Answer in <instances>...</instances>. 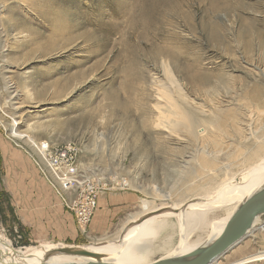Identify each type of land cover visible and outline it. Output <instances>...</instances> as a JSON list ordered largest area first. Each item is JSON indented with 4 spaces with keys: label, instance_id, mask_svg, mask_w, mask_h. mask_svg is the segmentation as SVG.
<instances>
[{
    "label": "rangeland",
    "instance_id": "obj_1",
    "mask_svg": "<svg viewBox=\"0 0 264 264\" xmlns=\"http://www.w3.org/2000/svg\"><path fill=\"white\" fill-rule=\"evenodd\" d=\"M162 95L196 134L166 127ZM43 141L75 143L80 172L101 188L84 232L32 159ZM259 142L264 0H0V231L15 248L118 242L134 217L197 203L204 241L242 200H220L221 184ZM263 226L261 215L258 254ZM179 237L176 224L163 230L150 262L168 261Z\"/></svg>",
    "mask_w": 264,
    "mask_h": 264
},
{
    "label": "bare ground",
    "instance_id": "obj_2",
    "mask_svg": "<svg viewBox=\"0 0 264 264\" xmlns=\"http://www.w3.org/2000/svg\"><path fill=\"white\" fill-rule=\"evenodd\" d=\"M162 100L158 108L161 119L167 125L166 127L173 126L172 129L176 130L180 126H185L191 132H197V122L190 113L165 95H162ZM224 114L222 119L212 123L219 130L226 124L225 118L228 113L224 112ZM234 164H237L235 166H238L239 170L230 176L232 179L229 178L221 184L220 200L237 202L242 199L239 205L235 206L237 209L251 196L264 192V142H259L251 149L241 150ZM201 206H203V203H197L195 207L186 210L181 215H172L173 213L170 211L154 214L157 210L151 211L150 215L154 214L152 216L145 214L143 218L134 217L132 219L134 221L133 225H128L126 228L124 227L125 229L123 228V235L118 242L94 243L79 247L51 241H42L38 246L33 245L25 247L24 249H17L13 246L10 239L4 238V235L0 231V264L80 263L97 259L117 264H149L151 263L150 257L161 249V247L156 248L154 241L163 230L173 224H176L179 228L180 237L177 246L167 251V256L171 257L167 259V262H182V256L187 252L175 257V249H178L179 253L189 248L192 250L204 249L221 234L231 217L215 221L212 225V235L204 241H201L202 234H200V231L202 229L198 230L197 233L199 234H193L198 229L197 222L199 220L201 221L203 217H206L204 209H201ZM149 210L147 209L146 211ZM166 218L168 220H163ZM258 219L259 217L255 223ZM202 222L205 223V226L211 225L208 222L206 223L205 219Z\"/></svg>",
    "mask_w": 264,
    "mask_h": 264
},
{
    "label": "built area",
    "instance_id": "obj_3",
    "mask_svg": "<svg viewBox=\"0 0 264 264\" xmlns=\"http://www.w3.org/2000/svg\"><path fill=\"white\" fill-rule=\"evenodd\" d=\"M38 159L33 161L49 187L70 211L81 232L87 230L99 209L101 188L80 172L75 143L54 147L48 141L33 143Z\"/></svg>",
    "mask_w": 264,
    "mask_h": 264
},
{
    "label": "water",
    "instance_id": "obj_4",
    "mask_svg": "<svg viewBox=\"0 0 264 264\" xmlns=\"http://www.w3.org/2000/svg\"><path fill=\"white\" fill-rule=\"evenodd\" d=\"M264 215V192L244 201L231 215L221 234L204 249H194L182 256V262H151L149 264H213L219 262L230 249L246 238L254 228L256 219ZM54 264H117L108 261L65 262Z\"/></svg>",
    "mask_w": 264,
    "mask_h": 264
},
{
    "label": "crops",
    "instance_id": "obj_5",
    "mask_svg": "<svg viewBox=\"0 0 264 264\" xmlns=\"http://www.w3.org/2000/svg\"><path fill=\"white\" fill-rule=\"evenodd\" d=\"M68 212L69 211H66V213ZM68 214L65 215L67 216ZM253 232L254 231H251L247 236L249 238H244L240 243L237 244L235 248L230 249L224 256H222V258L220 259L221 263L219 264H258L255 263V261L264 260V252L258 254V250H255L254 248V244L255 241H257V238L256 234H254Z\"/></svg>",
    "mask_w": 264,
    "mask_h": 264
}]
</instances>
